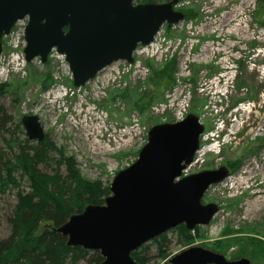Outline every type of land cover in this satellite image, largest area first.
<instances>
[{"label":"rangeland","instance_id":"1","mask_svg":"<svg viewBox=\"0 0 264 264\" xmlns=\"http://www.w3.org/2000/svg\"><path fill=\"white\" fill-rule=\"evenodd\" d=\"M135 1L163 3L170 0ZM255 2L179 0L175 9L181 10L185 17L175 24L162 26V35L178 41L179 48L184 43H192L189 54L191 61L188 63L190 73L180 78L190 84L191 99L187 112L198 115L205 126L200 149L213 142L212 138L217 139L205 138V135L218 132V124L223 126L218 132L219 140H223L219 152L206 151L200 157V164L187 167L186 173L214 169L221 165L229 166L231 173L223 181L209 186L203 195L204 203L213 202L219 207L210 222L191 231L193 238L190 241L181 239L177 227L168 231V242L162 256L158 254L157 243L148 241L145 243L148 244L146 254L150 260L146 264H169L173 255L194 245L219 252L227 259L247 257L252 264H264V17L260 22L261 15L255 13ZM222 46L226 49L219 51L218 48ZM22 47L23 43L20 44ZM8 49L6 45L4 53ZM200 49L202 51L197 58ZM176 50L172 56L177 61L175 71L179 69L180 59L186 56L181 54L178 57ZM194 56L196 60L193 61ZM169 61L146 60V63L150 68L159 69ZM227 61L236 68V75L228 87L230 92L222 96L207 83L204 93H198L196 86L200 78L204 76L208 79L223 73ZM46 72L50 74L53 84L43 89L40 80ZM54 76L51 62L44 66L34 61L26 64L24 74L15 73L7 82L12 84L13 90L18 84L19 90L13 96L10 93L1 96L0 104L15 123L23 115H37L49 139L75 159L81 177L108 186L116 171L137 158L143 143L141 140L125 142L110 153L104 151L96 140L95 132L85 125L80 116L74 114V105L80 96L68 95L64 100H59L47 93L56 86V80L63 81L70 91H77L67 74L58 79ZM148 81L149 76L143 82L126 88L107 85L100 98L93 97L91 86L82 87L81 91L86 92L87 100H94L99 108L108 111L107 121L116 127L127 126L133 132L130 126L135 115L140 128L139 136L143 140V134L150 127L163 121L150 107L153 103L165 100L168 89L155 95V88ZM173 81L175 85L177 81L176 75L174 80V74ZM145 90L151 93L149 96L152 99L140 110L134 102ZM15 97L17 101H13ZM165 115V120H174L170 113ZM107 138V134H104L102 140L106 141ZM234 162L238 164L233 170L230 164ZM53 166V163L39 164V168L47 172ZM28 189L27 181L22 180L19 188L0 193V239L10 234L8 217L16 204L17 192Z\"/></svg>","mask_w":264,"mask_h":264},{"label":"water","instance_id":"2","mask_svg":"<svg viewBox=\"0 0 264 264\" xmlns=\"http://www.w3.org/2000/svg\"><path fill=\"white\" fill-rule=\"evenodd\" d=\"M177 3L0 0V53L2 36L16 20L27 17L25 60L39 57L45 62L56 47L65 55L73 85L79 87L112 61H132L136 45L149 43L164 23L182 20L184 13L174 9ZM21 123L29 140L45 138L37 115H24ZM203 130L192 112L181 121L150 127L136 160L113 177L104 202L86 205L57 228L67 245L99 251L101 264H136L131 252L148 241L181 224L189 230L208 224L219 207L203 203L202 197L210 185L229 175V169L221 165L181 177ZM168 263L252 264L247 257L229 260L198 245L178 252Z\"/></svg>","mask_w":264,"mask_h":264},{"label":"trees","instance_id":"3","mask_svg":"<svg viewBox=\"0 0 264 264\" xmlns=\"http://www.w3.org/2000/svg\"><path fill=\"white\" fill-rule=\"evenodd\" d=\"M255 7L261 22L264 0H256ZM175 70V60L159 69L151 67L148 82L155 88V95L172 85ZM40 82L43 89L48 88L52 82L50 74L46 72ZM18 90V84L13 90L11 83H0V97L9 93L13 96ZM149 95L151 93L145 90L134 102L135 106L144 109L152 99ZM0 140L3 143L0 146V193L19 188L22 180H26L29 187L28 191L17 192L16 204L8 217L10 234L0 239V264H101L103 258L99 251L67 245L66 236L57 228L86 205L103 203L110 193L109 187L81 177L75 159L56 147L47 134L41 141L29 140L21 120L15 123L2 104ZM51 163L54 166L50 172L39 168V164ZM237 164L234 162L230 166L234 170ZM177 228L181 239L190 241L193 238L184 225ZM167 232L153 239L160 256L168 242ZM147 248L145 244L131 252L136 264H146L150 260Z\"/></svg>","mask_w":264,"mask_h":264},{"label":"built area","instance_id":"4","mask_svg":"<svg viewBox=\"0 0 264 264\" xmlns=\"http://www.w3.org/2000/svg\"><path fill=\"white\" fill-rule=\"evenodd\" d=\"M25 20H19L16 22L12 31L7 38V46L9 47L7 53H3L0 56V80L5 81L10 78L14 73L24 74L25 61L23 59L22 49L20 44L23 43V32L25 27ZM208 44L207 46H209ZM190 47L192 43L186 45L184 43L181 48H179V42L173 39H167L166 36L159 32L154 40L147 45L139 46L135 51L134 61L129 63L124 60H118L104 69H102L98 75L89 83L91 86V94L95 98H100L105 91V86L115 85V87L126 88L129 85L135 84L137 82H143V80L149 74V67L145 65L144 61L147 58L162 61L172 58L175 50L178 57L181 54L186 55L183 59L179 61V69L176 71V81L177 83L166 91L165 100L156 102L151 106V111L155 114H159L163 120H165V114L170 113L173 115L174 120H181L189 106L191 99L190 84L181 80V76H186L190 73L188 63L191 61L189 57ZM224 51L225 46L219 47L218 50ZM200 49L198 51V56H200ZM179 60V58H178ZM196 60L194 56L193 61ZM50 62L52 68L55 70V79L60 76L68 75L70 77V72L66 61L63 56L58 54L55 50L50 54ZM229 61H227L228 63ZM235 72V67L232 63L228 65L227 71L223 73H218L205 79L204 76L200 78L197 84L196 91L198 93H204L207 83L213 86L216 93L226 96L229 91L228 87L232 83L231 73ZM56 86L50 89L47 93L52 94L53 98L59 100H64L68 95L80 96L77 104L74 105V114L80 116L84 121L85 125L90 128L96 134V140L101 144L104 151L112 150L114 147L119 146L124 142H133L136 140H142L139 136V127L137 119H132L131 128L133 132L127 126L116 127L109 123L107 111L103 108H99L94 100H87L86 92H82L81 88H77V91H70V88L66 87L64 82L57 80L55 81ZM104 134H107L108 138L103 141ZM214 137L213 132H209L205 135V138ZM218 142H211L207 147L200 149L197 153L196 158L192 162V165L200 164V157L204 154L206 150H211L217 148ZM201 152V154H199Z\"/></svg>","mask_w":264,"mask_h":264},{"label":"flooded vegetation","instance_id":"5","mask_svg":"<svg viewBox=\"0 0 264 264\" xmlns=\"http://www.w3.org/2000/svg\"><path fill=\"white\" fill-rule=\"evenodd\" d=\"M229 168V167H228ZM229 171H231V169L229 168Z\"/></svg>","mask_w":264,"mask_h":264}]
</instances>
